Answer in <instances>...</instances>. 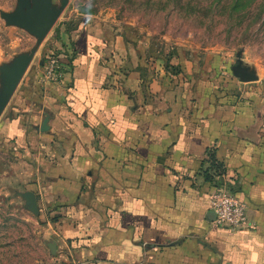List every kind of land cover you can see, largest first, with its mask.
Segmentation results:
<instances>
[{"label":"crops","instance_id":"1","mask_svg":"<svg viewBox=\"0 0 264 264\" xmlns=\"http://www.w3.org/2000/svg\"><path fill=\"white\" fill-rule=\"evenodd\" d=\"M65 44L60 81L25 76L0 122L55 264H264V87L220 57L182 83L97 35ZM218 190L244 228L215 224Z\"/></svg>","mask_w":264,"mask_h":264},{"label":"rangeland","instance_id":"2","mask_svg":"<svg viewBox=\"0 0 264 264\" xmlns=\"http://www.w3.org/2000/svg\"><path fill=\"white\" fill-rule=\"evenodd\" d=\"M38 14L49 18L45 34L31 27ZM91 35L120 43L133 61H162L182 83L220 57L228 76L241 63L254 77L238 79L242 88L264 87V0H0V122L23 96L25 76H44L66 41ZM25 168L20 151L0 140V264H55L45 223L22 197L32 192Z\"/></svg>","mask_w":264,"mask_h":264},{"label":"built area","instance_id":"3","mask_svg":"<svg viewBox=\"0 0 264 264\" xmlns=\"http://www.w3.org/2000/svg\"><path fill=\"white\" fill-rule=\"evenodd\" d=\"M62 65L59 57L49 60L44 78L52 82L60 81ZM211 211L218 227L237 231L245 227L248 222V208L240 202L230 191L218 190L210 195Z\"/></svg>","mask_w":264,"mask_h":264},{"label":"water","instance_id":"4","mask_svg":"<svg viewBox=\"0 0 264 264\" xmlns=\"http://www.w3.org/2000/svg\"><path fill=\"white\" fill-rule=\"evenodd\" d=\"M48 23L49 18L46 14H38L35 24L31 25V27L34 30H39L41 34H45L47 32ZM232 72L234 77L239 79L243 83L253 82L255 80L254 77L247 72V69L241 67V63H239L237 66L232 67ZM10 81L13 85H16L18 82L16 78H12ZM6 105V101L0 100V117L5 110ZM22 197L26 202L27 208L38 216L39 205L36 195L33 192H26L22 195ZM50 247L55 253V245H50Z\"/></svg>","mask_w":264,"mask_h":264}]
</instances>
